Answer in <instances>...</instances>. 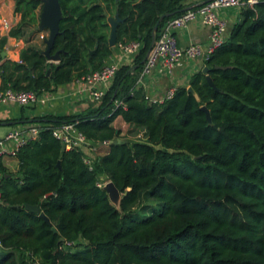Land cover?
<instances>
[{
	"label": "trees",
	"instance_id": "obj_1",
	"mask_svg": "<svg viewBox=\"0 0 264 264\" xmlns=\"http://www.w3.org/2000/svg\"><path fill=\"white\" fill-rule=\"evenodd\" d=\"M185 1L60 0L51 52L60 60L51 62L45 41V49L27 44L20 61L4 59L8 38L38 24L44 3L17 0L20 21L0 32V90L55 92L101 69L115 49L110 17L121 20L117 44L143 47L101 101L79 113L34 117L45 128L17 152V172L0 159V264H264V2L242 11L205 61L208 73L195 72L173 98L153 104L137 87L139 72L154 27L172 13L158 38ZM118 117L142 129L144 140L116 143ZM66 122H77L106 152L86 163L84 150L69 149L47 128ZM103 180L122 193L120 207Z\"/></svg>",
	"mask_w": 264,
	"mask_h": 264
},
{
	"label": "built area",
	"instance_id": "obj_2",
	"mask_svg": "<svg viewBox=\"0 0 264 264\" xmlns=\"http://www.w3.org/2000/svg\"><path fill=\"white\" fill-rule=\"evenodd\" d=\"M264 0H208L200 5L186 9L182 14L170 19L160 32L157 41L144 66L139 72L138 84L143 79L157 70L160 75H172L178 67H182L185 61L202 60L206 61L220 47L228 36V22L221 14L222 9L237 8L243 11L248 8H255ZM200 19L202 24L211 28L210 40L208 43H191L183 47L175 35L180 29L186 28L188 24ZM5 30H11V23L7 20L2 24ZM143 43L140 41L120 42L115 48L125 58H130L133 65L135 58L141 52ZM122 64L111 55L105 65L98 70L92 71L75 80L82 92L88 94L93 101H101L113 85L118 70ZM1 81V77H0ZM177 86L170 87L164 95L152 96L145 94L146 99L153 104H162L173 98ZM53 92L37 93L34 90H14L9 87L0 90V105L12 103L21 107L35 105L37 103H49L54 99ZM118 106L123 101L117 100ZM77 122H66L58 126H47L51 128L56 138L60 139L69 149L77 148L86 152L85 162L91 164L89 151L94 145L76 127ZM41 123L29 124L16 127L4 137L0 138V155H16L17 152L31 141L37 140L42 129ZM0 171V201H1V180ZM0 241V245H1ZM73 242H67V247H72Z\"/></svg>",
	"mask_w": 264,
	"mask_h": 264
},
{
	"label": "crops",
	"instance_id": "obj_3",
	"mask_svg": "<svg viewBox=\"0 0 264 264\" xmlns=\"http://www.w3.org/2000/svg\"><path fill=\"white\" fill-rule=\"evenodd\" d=\"M206 1L208 0H186L184 3L186 9H188ZM16 2L17 0H0V32L3 35L9 33V30L2 28L4 21L7 20L13 27L21 19V16L16 13ZM220 12L228 22L229 34L235 23L240 20L242 11L237 8H226L222 9ZM35 25L26 28V33L23 38H8L5 51L2 54L4 59L20 61V52L27 44L45 49L41 41L44 43L46 40V32L37 31L34 27ZM31 30L32 32H30ZM175 35L183 47L191 43L205 44L210 40L211 28L203 25L200 19H196L191 21L186 28L175 32ZM112 56L122 65H131L132 63L130 58H125L121 55L119 49L115 48ZM205 67V62L202 60L192 61L187 59L184 65L178 67L172 75H160L157 70H154V72L146 76L138 86L145 94L161 96L172 86L180 87L188 85L192 75L195 72L203 70ZM52 94L54 99L49 103H37L26 107H21L12 103L0 105V121H2L0 124V138L4 137L16 127L35 124L32 122L34 117L46 114L68 115L83 112L89 107L90 102L93 101L87 93L82 92L80 86L77 85L76 82L63 85ZM118 118L124 121L122 117ZM0 159L11 172L18 171L19 161L16 155H0Z\"/></svg>",
	"mask_w": 264,
	"mask_h": 264
},
{
	"label": "water",
	"instance_id": "obj_4",
	"mask_svg": "<svg viewBox=\"0 0 264 264\" xmlns=\"http://www.w3.org/2000/svg\"><path fill=\"white\" fill-rule=\"evenodd\" d=\"M186 10V9H185ZM172 13H166L165 15H163L160 20L158 21V23L156 24V26L154 27L153 30V39H152V45L154 46L156 41H157V32L159 29V24L160 22L166 18L171 16ZM62 18V8H61V4H60V0H44L43 6H42V10H41V15H40V21L38 24H36L34 27L37 31H49V37L46 38L45 42L47 45V48L45 49L44 53L47 57V59L51 62H58L60 60V52H57L55 54H52V49L54 46V43L56 41V38L58 37V35L60 34V20ZM109 21L111 23V35H110V45L115 47L117 44V37H118V26L120 23V19L114 18V17H110ZM153 46L149 49L146 58L144 59V63L147 61ZM138 67V65L136 66V68ZM203 71L205 73H208L209 71V67H205L203 69ZM208 81L211 85L214 86L213 81L211 79V77H208ZM190 91H193L192 87H189ZM204 110L207 112L208 114V118L211 121V117H210V112L209 110L204 107ZM116 143L118 142H123V139L119 138L115 141ZM104 189L108 192L111 201L117 206L120 207V203L122 200V193L120 192V190L118 189V187L116 186V184L113 181H108L105 185H104ZM26 208L28 210L34 211V212H38L40 210V207L38 205H26ZM41 216L48 222L51 223L50 218L45 214V213H41ZM52 230L54 232H57V228L56 227H52ZM61 242L65 241L64 237L60 238Z\"/></svg>",
	"mask_w": 264,
	"mask_h": 264
},
{
	"label": "rangeland",
	"instance_id": "obj_5",
	"mask_svg": "<svg viewBox=\"0 0 264 264\" xmlns=\"http://www.w3.org/2000/svg\"><path fill=\"white\" fill-rule=\"evenodd\" d=\"M39 12V10H38ZM32 32V30L30 31ZM46 38L49 37V31L46 30ZM42 42V46H44L43 41ZM95 101H91L90 104L94 103ZM115 126L121 130V134H120V138H128L131 140H144L145 138V133L142 129H136L131 127L130 125H127V123L125 121H123L122 119L118 118L115 121ZM94 144V143H93ZM107 150V147L105 145L100 146L99 144H94L91 147V150L89 151V153L91 154L92 157L91 158V162L93 160V158L97 157L98 155H101L103 153H105ZM105 180H103L101 183L104 185ZM73 249H77V247H74Z\"/></svg>",
	"mask_w": 264,
	"mask_h": 264
}]
</instances>
